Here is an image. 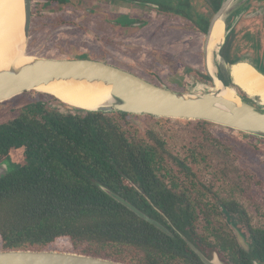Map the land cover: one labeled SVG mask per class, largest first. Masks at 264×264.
Here are the masks:
<instances>
[{
  "label": "trees",
  "instance_id": "16d2710c",
  "mask_svg": "<svg viewBox=\"0 0 264 264\" xmlns=\"http://www.w3.org/2000/svg\"><path fill=\"white\" fill-rule=\"evenodd\" d=\"M133 120L39 101L1 125L0 162L18 150L24 156V163L0 180L2 251L51 250L58 239L68 238L72 252L125 264H204L182 234L206 256L215 250L230 264H264V227L248 225L251 252L246 253L222 224L221 206L232 211L236 204L197 176L193 167L205 161V152H192L191 168L154 130ZM197 125L207 133L215 127Z\"/></svg>",
  "mask_w": 264,
  "mask_h": 264
},
{
  "label": "rangeland",
  "instance_id": "374dc122",
  "mask_svg": "<svg viewBox=\"0 0 264 264\" xmlns=\"http://www.w3.org/2000/svg\"><path fill=\"white\" fill-rule=\"evenodd\" d=\"M148 1L159 5L158 0ZM194 3H197L194 8L198 7V4L201 5V2L198 3L196 0ZM89 8L96 12L106 10L108 16L113 19L131 13L143 15V19L149 23L132 32L122 31L116 27L117 33L110 35L109 31L114 26L102 25L100 19L91 14L84 11L79 13L68 11L52 15L46 0H33L27 57L94 59L134 71L155 83L167 84L170 87L180 85L183 88L181 91L194 94L217 92L215 83L208 77L206 70L204 53L206 35L201 32L198 35L187 28L182 29L178 24L184 22L180 19L165 18L151 9L148 11L119 2L114 11L99 4ZM81 15L84 16L81 18ZM196 16L201 17L198 13ZM247 16H264V5L251 10ZM248 27L242 31L237 29L233 34L237 45L233 52L234 58L255 45ZM258 33L261 38L264 36V26ZM227 46L228 50L229 44ZM23 58L27 61L26 57ZM245 59H251V56ZM239 64H247L255 69L260 67L258 63H255L257 66L253 64L252 66L245 61L232 65ZM223 71L228 83L237 89L240 95H245L231 82L228 72ZM67 86L69 89L74 88L70 84ZM78 94L85 93L78 91ZM39 101L52 103L62 110L74 109L55 97L31 92L0 106V126L16 118L23 107ZM133 121L145 129L154 130L167 143V148L174 156L181 160L188 158L187 162L191 168L192 152L197 154L205 152V161L193 167L197 176L206 184L213 185L222 198L238 202L243 211L241 212L243 217L241 215L240 217L244 219L240 226L244 232H248L250 224L264 227V139L259 141L253 137L247 138L238 132L216 125L207 133L198 127V123L185 120H156L147 116H135ZM214 139L222 141L223 144H218ZM215 147L218 148V154ZM226 149L229 150V154ZM12 160L17 166L23 164V153L19 150L14 152ZM2 247L0 237V251ZM51 250L72 252V243L68 238H60L53 244Z\"/></svg>",
  "mask_w": 264,
  "mask_h": 264
},
{
  "label": "water",
  "instance_id": "95a60500",
  "mask_svg": "<svg viewBox=\"0 0 264 264\" xmlns=\"http://www.w3.org/2000/svg\"><path fill=\"white\" fill-rule=\"evenodd\" d=\"M253 2L254 0H223L220 10L211 21L205 39V59L212 43V35L216 24L221 20L227 24L225 41L219 52L220 57H222V50L229 43L237 26L254 9L251 6ZM22 3L23 22L20 28L22 42L21 46L18 47L20 56L14 61L11 69L0 71V106L31 92L44 94L39 92L38 89L54 82L69 80L100 82L111 87V98L114 103L110 107L87 112L122 114L134 117L147 116L156 120L206 122L248 136L264 139V104L244 95H239L241 103L236 104L226 100L218 92L194 94L189 91H181L183 88L180 85L170 87L167 84L155 83L134 71L88 58L48 59L34 57L32 62L17 68L19 61L28 55L27 47L30 40L33 16V0H23ZM257 5H264V0H261ZM232 17L233 20L229 23L228 19ZM253 39L254 47L243 54H247L248 52L253 53L254 59L260 65L256 69L264 76V36L262 38L253 37ZM239 57L244 58L242 56ZM239 57L236 60L234 59V63L239 61ZM215 65L217 68L216 76L218 79L223 80L224 83H227L226 76L222 73L218 63ZM207 74L214 81L213 76L208 70ZM14 170L15 167H12L9 161L0 163V180ZM99 187L119 204L125 206L143 220L156 226L166 235L173 237L172 232L165 226L138 210L127 200L102 185H99ZM221 210L227 220L230 221L231 216L227 209L221 206ZM229 226L233 230L241 248L246 253H250L251 244L240 224L230 222ZM180 236L204 264H230L217 251L213 250L210 256H206L184 235L180 234ZM0 264L125 263L76 252L20 250L0 251Z\"/></svg>",
  "mask_w": 264,
  "mask_h": 264
},
{
  "label": "bare ground",
  "instance_id": "6f19581e",
  "mask_svg": "<svg viewBox=\"0 0 264 264\" xmlns=\"http://www.w3.org/2000/svg\"><path fill=\"white\" fill-rule=\"evenodd\" d=\"M22 1L0 0V71L11 69L14 61L20 56L18 47L21 46L22 42L20 31L23 22ZM226 26L227 24L221 20L214 27L212 43L205 60L206 68L214 78L216 90L226 100L236 104L241 103L237 89L228 82L224 83L216 76L217 68L215 64L218 63L221 71L228 72L231 82L239 87L247 97L257 99L261 104H264V76L257 69L247 64H224L222 57H220L219 52L225 41ZM25 57L27 61L22 58L17 68L32 62L34 59L27 57V55ZM67 84L72 85L74 88L69 89ZM77 90L85 94H78ZM38 91L51 95L65 105L80 111H95L110 107L114 103L111 98V87L100 82L60 81L42 86Z\"/></svg>",
  "mask_w": 264,
  "mask_h": 264
},
{
  "label": "flooded vegetation",
  "instance_id": "af4514ba",
  "mask_svg": "<svg viewBox=\"0 0 264 264\" xmlns=\"http://www.w3.org/2000/svg\"><path fill=\"white\" fill-rule=\"evenodd\" d=\"M194 1L195 0H158L159 5L148 3L149 2L148 0H46V3L48 4V7L51 10L50 12L52 15H59L60 13H66L68 11L77 12V13L84 11L87 14H91L94 17L99 18L102 25H108L109 27L114 26V28H111V30L109 29L110 35L117 33L116 27H118V29L122 30V31L129 30L130 32H132L133 30L139 29L140 27L147 25L149 22L146 23V21L143 19V15L140 16V15L132 14V13L122 15L118 19L117 18L113 19V18H111V16H108V14L106 13V10L104 12H102V11L96 12V11H94L93 8H89V6H94V5L99 4L105 8L108 7V9L110 11L111 10L114 11L116 9L117 3L119 2L120 4L129 5V6L136 7V8H138V7L139 8H145L148 11H150L149 9L155 10V12L157 14L159 13L160 15H163L165 18L166 17H169V18L170 17H176V18L180 19L181 21H183L184 23L178 24L179 26H181L182 29L187 28V29L191 30L192 32H194L198 35H200L202 33L203 35L207 36L211 21H212L213 17L215 16V14L220 10L222 3H223V0H196L198 3L201 2V5L198 4L199 6L196 8H194V6L197 3H194ZM85 6H87V7L84 9ZM110 11H109V13H111ZM196 13L200 14L201 17H197ZM83 16L84 15H81V18ZM77 19H78V17H77ZM243 21H244V25H242V27H241L242 30L244 28H247L248 23L250 22L252 25L250 28L248 27V29H250V32L252 33V35H254V33L252 32V29L254 31L256 24L264 23V16L248 17L246 15L242 19L240 24H242ZM165 35L167 36V34H165ZM233 37H234V35H233ZM167 38L169 39L168 36H167ZM222 51H223L222 52L223 63L227 64V65H232L233 63L231 62V59L229 56L230 52H231V47L229 46L228 50L224 47V49ZM247 54H251V56H253V54L250 52H248ZM240 61H245L247 63L256 65L255 61L253 59H244V60L240 59ZM238 134H242V133H238ZM243 135H245V134H243ZM246 136H248V135H246ZM250 137L252 138V136H248L247 138H250ZM253 138H255V137H253ZM257 143L259 144V142H257ZM257 147H259V146L257 145ZM187 159L188 158L184 159V161L187 162L188 161ZM4 161H9V163L11 164L12 167H16V164L13 162L12 157L4 159L0 163H3ZM187 164L189 165L190 163L187 162ZM191 164H192V162H191ZM194 196H195V194H194ZM189 197L192 200V195H189ZM225 200L228 202H235L236 207H232V211L231 210L229 211L226 206L222 205L227 209V211L229 212V214L231 216V220L228 221L226 216L222 213L223 214L222 215L223 216V223L222 224H228L229 225L230 222H234L235 224H241V222L244 218H242L243 217L242 216L243 211L240 208L238 202L227 200V199H225ZM186 206L187 205H185V207ZM191 208H192V206H191ZM200 208L203 210L208 209V207H200ZM240 215L242 217H240ZM245 233L248 234V232H245ZM247 238H248V236H247Z\"/></svg>",
  "mask_w": 264,
  "mask_h": 264
},
{
  "label": "crops",
  "instance_id": "0c3cea01",
  "mask_svg": "<svg viewBox=\"0 0 264 264\" xmlns=\"http://www.w3.org/2000/svg\"><path fill=\"white\" fill-rule=\"evenodd\" d=\"M261 1V0H260ZM259 2H258V0H254V2L252 3V7L254 8V9H256V7H259V5H257ZM233 20V17L232 18H230V19H228V22L230 23L231 21ZM251 23L249 22L248 23V25H250ZM242 25H244V21H243V23L242 24H239L238 26H237V29H238V31H242ZM254 26V25H253ZM264 26V23H258V24H256V26H255V29H254V31H253V29H252V32L254 33V35H252L253 37H256V38H259L260 37V34L258 33L259 31H261V27H263ZM250 28V27H249ZM236 29V30H237ZM235 30V31H236ZM235 31H234V33H235ZM233 33V34H234ZM233 34H232V36H231V38H230V41H229V46L231 47V52H230V59H231V62L234 64V61L237 59V58H234L233 57V52H234V50L237 48V45H236V41H235V38L233 37ZM227 44V45H228ZM225 46V48L226 47H228V46ZM224 49V48H223ZM253 54V53H252ZM243 55V56H242ZM239 56H242V57H244V58H240ZM238 57H239V61H240V59L242 60H244L247 56H251V54H240ZM235 59V60H234ZM251 59H253L254 61H255V63L257 64V62H256V60L254 59V55L253 56H251ZM238 61V62H239ZM252 65V64H251ZM253 66V65H252ZM257 66V65H256ZM242 69V68H241Z\"/></svg>",
  "mask_w": 264,
  "mask_h": 264
}]
</instances>
